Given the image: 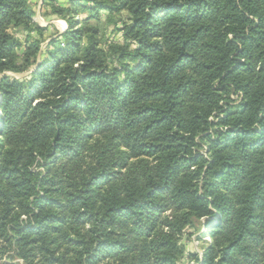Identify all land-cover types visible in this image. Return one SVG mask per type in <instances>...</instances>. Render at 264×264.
Returning <instances> with one entry per match:
<instances>
[{"label":"trees","instance_id":"obj_1","mask_svg":"<svg viewBox=\"0 0 264 264\" xmlns=\"http://www.w3.org/2000/svg\"><path fill=\"white\" fill-rule=\"evenodd\" d=\"M62 2L0 0V264H264V0Z\"/></svg>","mask_w":264,"mask_h":264},{"label":"rangeland","instance_id":"obj_2","mask_svg":"<svg viewBox=\"0 0 264 264\" xmlns=\"http://www.w3.org/2000/svg\"><path fill=\"white\" fill-rule=\"evenodd\" d=\"M58 1L62 4H65L62 2L63 0H58ZM31 2L35 9L33 21L37 23L39 26L48 28L47 32H49L50 34H54L53 37L56 36L58 33L63 32L66 29V22L60 18H57L54 15L49 14L48 12L49 8L48 6L42 4V0H31ZM124 17H125V13H123V15L118 14L114 16V22H116L117 26L121 25V23L119 22L120 18L122 19ZM106 24H107L106 26L101 27L102 30H105L106 42L122 43V32L114 29L115 27L113 26V24L107 20H106ZM15 36L20 40V42H23L25 33L17 31L15 33ZM47 41L48 39L45 42ZM20 51L21 49L18 50V53H20ZM28 72H24V73L6 72V74L15 77H21L26 75ZM230 99L237 100V94H231ZM199 153L207 154V152H199ZM199 234H200L199 229H197V227L184 228L183 232L178 238V245L180 247L181 253L176 258L175 264L198 263L199 258H201V253L203 248L202 242H200L199 239L197 238ZM192 254L193 256H191Z\"/></svg>","mask_w":264,"mask_h":264}]
</instances>
